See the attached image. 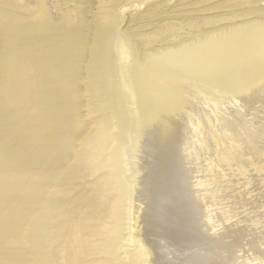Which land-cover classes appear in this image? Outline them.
Listing matches in <instances>:
<instances>
[{"label":"rangeland","instance_id":"obj_1","mask_svg":"<svg viewBox=\"0 0 264 264\" xmlns=\"http://www.w3.org/2000/svg\"><path fill=\"white\" fill-rule=\"evenodd\" d=\"M195 1L197 0H0V33L6 32L10 28L19 30L16 28L17 25L28 28L32 27V31H38L39 28L45 29L48 25L55 23L63 24L73 21L78 23L79 26L85 23L94 28H103L111 24H118L117 26L119 27H125L135 22H145L141 33L138 36L135 35L133 37L136 41V46L132 44L131 46L134 47L131 48L134 50L136 48L147 55L150 54L151 59L154 57V60H151L153 63L149 62V64L150 66L152 65L151 67L154 71L158 67L159 71L156 70L155 72L161 74V77L163 76L161 79L159 77L160 75L158 76L161 86L165 85V87H167L165 88L163 86L162 89L161 87H157V90L150 88L151 91L157 92V95H155L156 93L152 94L149 90L148 99L150 100L153 98L150 100L151 103L147 100L149 105L146 103V98H141L139 102H136L137 100H135L136 97L134 96L133 98L130 97L129 101L127 100V102H125V95L123 94V106L120 104L121 101L119 97L117 99L113 94H105L102 98L105 105L101 107L98 101L93 102L87 116L84 115L86 113L84 105L88 104V102L84 100L83 96H74L77 102L76 121L68 127L69 129L66 127L64 131V148L63 153L60 152L61 158L56 159L58 156L56 153L48 154V161H54L56 159V168L46 172L47 170L45 171V169L39 165L40 167L33 168L31 171H28L29 173L27 174H25L26 172H24V174H10L8 175V179L0 178V264H159V262H157L159 261V259L157 260V254L160 253V249L156 246V242L153 239L154 237L152 238L146 233V221L143 219V216L147 213V206H145L146 204L143 200L145 197L143 196L144 189H142V187L144 188V182L148 179V176H146L149 174L148 171L150 168L148 169V166L155 162L159 163L162 161V155L166 153V150L169 151V148L171 147L167 144L170 143L173 138H179L181 141L179 142L184 147V150L181 149L182 145L178 142L177 150H183L182 153L187 150L184 153L185 158L188 159L186 164L188 167L190 166L189 168H191V172L193 171L194 176L196 177L193 178V181L197 180L194 183L197 188V194L203 198L209 214L208 216L212 217L214 225L216 224V229L221 230L225 225H228V223L242 222L245 219L250 221V224L254 226L252 227L254 230L264 229V34L263 36L261 35V33H264V28L262 27L264 24V0H234L235 3H238V6L236 7L249 8V21L245 24H241V27H239L240 24L233 25V27H238L237 30L236 28H234V30L232 27L229 29L230 32L228 30L226 32H221V34L219 32L216 33L215 36H211L212 38L210 37V34L206 33L212 30V25L209 22L210 20H207L206 23L202 21L198 24L191 21L185 22L175 29L165 28L155 30L151 28V19L154 15L160 13L161 9L174 10L180 6ZM257 2L259 4H257ZM210 3H220L225 4L226 6L230 4L228 3V0H204L198 5L203 7ZM98 8H100V10H97ZM236 23H238V21H236ZM256 26L258 28H256ZM254 27L257 30V33L253 30ZM258 29H261L262 31ZM231 30L233 31L231 32ZM234 31L237 34L239 32V36H237L240 38L237 37L238 39L235 40L236 35ZM245 33L248 35H245ZM249 33L251 34V37H249ZM179 34H181L183 39H180L181 37L175 39ZM174 35L176 36L172 37ZM254 35H258V38L256 37V39ZM219 36L220 39H218ZM207 37L212 40H209ZM214 37L216 40L213 41ZM249 38L252 42L250 41L249 44H246V39H248L249 42ZM259 38H261V40ZM126 39V43L127 41L129 43V38L126 37ZM231 39L235 42H230ZM226 41L231 43L230 46H226L228 44ZM257 41L259 43H257ZM7 42L8 39H5L4 35L0 34V50L7 52L14 51V40H10L9 43ZM232 44L235 46L233 47ZM249 45L253 46V48ZM238 46L240 49H238ZM254 46L259 48H255ZM224 47H228L226 49L228 50L227 53L224 52ZM246 47L249 53L244 51V49L246 50ZM184 48L186 49L184 50ZM231 50L233 51L232 53ZM160 54L162 56H160ZM242 55L244 56V61L248 64V69L243 67L241 70L243 73H241V71L236 72L231 70L232 68L229 66L233 65L235 61H239L240 58H242ZM246 55L248 59H246ZM230 61L233 64L230 65ZM182 62L185 63L183 64ZM227 62H229L228 67L230 69L227 67ZM155 63L156 66L154 65ZM249 66H251V69ZM252 67L255 69L253 70ZM24 68L26 71L25 74L32 82L31 88L33 89H30L29 92L31 103L29 106L26 103H23L22 105L20 104L22 108L19 107L20 105L16 104L15 109L17 111L20 110V115L23 117L22 119H24L23 122L31 125L34 129H39V127L42 128L41 121L44 123L43 125H48L47 121H44L46 119L44 115L48 110L47 106L44 104L41 90H38V88H40L38 85V83H40V80L38 79V65L33 62V60L29 59ZM160 69L163 70L160 71ZM228 71L232 73H229ZM163 72H165V74ZM29 74L33 76L31 77ZM212 74L220 80H218L219 83L225 85L218 86L220 85L219 83L213 84L212 81H209L206 78H201L202 75L205 76ZM165 77L168 78L166 79L167 84L165 83ZM167 80H170V82ZM172 81H175L174 84H171L173 83ZM253 82H259V86L261 87L259 89H257L259 86L251 89L250 84ZM212 86L215 87V90L217 91L213 90L214 88L211 89L210 87ZM15 87L16 91L19 92L20 89L22 91V86L20 89L18 86ZM216 87L221 91L218 92ZM231 87L232 89L230 90ZM240 89H245V94L242 92L244 95L241 93L243 96L240 98V92L235 93L234 95L237 99L230 98L233 94H228L226 91H239ZM161 90H164V92ZM158 91H160V93ZM217 92L221 95L216 96ZM151 94L155 97H150ZM222 94L224 96H222ZM246 96L247 100L244 98ZM213 98L219 100V102H217V100L215 101V106V102H213L215 99ZM72 99L73 98H71V100ZM235 99L238 101L236 102ZM248 99L251 100L250 103H248ZM203 100L204 102H202ZM206 100H208V102L210 101V103L207 104L208 102ZM192 101L195 102V105ZM254 101L256 102L254 103ZM203 103H205V105H203ZM246 103H248V105ZM241 104L246 106L243 105V107H241ZM25 105L28 107H24ZM180 105L183 109L180 108ZM206 105L210 109H208ZM210 105H212V107ZM217 105L219 106V109L216 108ZM227 106H230L233 109H230V107L226 109ZM237 106L241 107L242 111L241 108H239L240 112H238L239 109ZM187 107L189 109L191 108L190 110H192L193 107V113L189 110V116L183 114V111ZM213 107H215V109ZM220 107L222 108L220 109ZM149 108L151 113L148 111ZM200 109H204L205 113L204 111L201 112ZM236 111L240 115L241 112H244L242 116L239 117V114ZM197 113L199 115L202 113L203 115L198 116ZM219 114L222 115L217 117ZM190 115H192V117ZM197 116L199 117L198 121ZM189 117L192 118L193 122L187 121V119L191 120ZM243 118L248 123L242 122L244 121ZM138 119L142 122V125L139 124L140 121ZM151 119L155 120L151 121ZM179 120L181 124L179 123ZM205 120L210 121L212 124ZM249 121H251L252 124L249 123ZM195 122H200L199 126L198 123L196 125ZM188 123L190 127L188 126ZM186 124L188 126L187 128ZM174 125L178 128L174 127ZM181 125L185 127H180ZM172 127L176 130H180L181 128L184 131L180 130L179 134L174 133L175 130ZM198 127L199 129H202L199 130L197 129ZM139 129L142 130V133ZM186 129H192V131L188 130V132ZM239 129H241V132ZM170 130L173 132L172 134ZM242 130L245 131L243 132ZM160 131L164 132V134L162 135ZM195 131H197V133ZM238 132H240V134ZM190 133L191 135H189ZM198 133H201L200 135L202 139L201 137L199 138L200 135L197 136ZM185 134H188V137ZM192 135L193 138H190ZM225 135H227V137H225ZM169 136L171 137L169 138ZM183 136L186 140L189 139L190 143L188 141L186 142ZM153 138H159L160 141ZM191 139L194 140L192 141ZM151 140L154 141L151 142ZM166 140H169V142ZM156 141L158 143H155ZM250 141H253V143L249 144L251 143ZM150 142L152 144L154 143V146H150ZM206 142H209L208 144L210 147ZM159 143L161 147L158 145ZM200 143H205L206 147L204 151L200 149L204 144L202 145ZM186 144L191 146V152L188 149L190 146H187ZM242 144L245 145L243 146ZM136 146L138 148H136ZM141 146H145L147 149L145 150L144 147ZM195 146L197 147L194 148ZM65 147H67L68 150H65ZM164 147L167 149L163 150ZM186 147L187 149H185ZM198 147H200V151L197 149ZM234 148L235 151L238 148L237 152L234 151ZM232 149L233 151H231ZM257 149L262 151V154ZM135 150H138L137 154L139 153L138 159L140 160H136ZM177 150L175 151L177 153H173V155H180V152ZM225 150L229 152V156ZM139 151H142L143 153L149 151V154L147 152L146 155L142 153V157L140 156L141 152ZM160 151L162 153H160ZM150 152H153L151 155L153 156L154 154V157H151ZM196 152H198V154ZM201 152L205 155H202ZM191 153H196L197 155H191ZM251 154L254 159L251 158ZM144 156L150 159L151 162L144 158ZM156 156L157 158L159 157V159H157ZM198 156H200V158L197 160ZM224 158H230V161L228 159L225 160ZM250 159H252V164L249 162ZM145 160L147 163L144 162L142 165L141 162ZM137 161H140L139 164L142 168V172L144 171L143 167H147V169L145 168V174L144 172L142 173L144 179L141 177L142 179H140L139 184H137L136 178H134V176L136 177L137 166H135V164H137ZM232 162L233 164H231ZM225 165L228 166L226 167ZM244 166L247 168L245 169ZM260 167L262 169H260ZM241 168H243L242 172ZM239 172L242 174L240 175ZM216 176L218 178H216ZM207 180L209 181L208 183L206 182ZM212 180L213 183L210 182ZM248 180H250V182ZM243 184L246 185L243 186ZM138 185L141 187L142 191ZM210 185H212L213 188L209 189L208 186ZM202 187H206L205 190L204 188L202 189ZM242 187H244V190ZM222 188L225 190H222ZM214 193L217 194V197H215L216 195ZM252 194L255 195L253 196ZM138 195H142L143 197L140 196L138 198ZM250 195L252 196L250 197ZM215 198L218 199L216 200ZM139 199L141 200L136 201ZM46 226L50 229V232H48L49 234L41 229V227ZM236 237L237 236H234V238ZM153 243H155V245ZM248 244L249 243L246 241L244 249L241 252L242 260L249 259V261H252L253 263H263L264 245H262L261 248L262 255L258 254L261 252H254L250 249ZM153 247H156L153 251L158 252H155L156 255L153 254ZM141 251L142 253L140 254ZM144 251H146V253ZM144 254L147 257L143 256ZM257 256L261 259H254L255 257L257 258ZM138 260H142V262L140 263Z\"/></svg>","mask_w":264,"mask_h":264},{"label":"bare ground","instance_id":"obj_2","mask_svg":"<svg viewBox=\"0 0 264 264\" xmlns=\"http://www.w3.org/2000/svg\"><path fill=\"white\" fill-rule=\"evenodd\" d=\"M203 1L204 0H197L193 3L187 4L184 6H180L174 10L173 9L172 10L161 9V12L154 15V17L151 19V21H150L151 22L150 23L151 28L155 29V30L165 29V28L166 29L167 28L168 29H173V28L175 29V28H178V26L184 24L185 22L191 21L193 23L198 24L202 21L206 23L207 20H210L209 22L212 25V30L210 32H206V33L210 34V37H211V36H215V34L219 33V32H220V34H221V32H226L227 30L230 32L229 29L232 28L233 25L240 24L239 27H241V24H245L247 21H249V8H246V7L245 8L239 7L238 8V7H236V6H238V3L236 2L237 3L236 4L234 0H228V3H230V4L227 6L225 4H220V3H218V4L210 3L209 5H204L203 7L202 6L200 7L198 4L202 3ZM257 4H259V3L257 2ZM97 10H100V8H98ZM236 21H238V23H236ZM144 23L145 22H143V21H139V22H135V23L130 24V25L125 26V27H119V26H117L118 24L116 23L117 25L111 24V25H109L107 27H103V28H94L93 26H90V25L85 24V23H83L82 25L79 26L78 23H75L73 21V22H68V23H63V24L62 23H58V24L55 23V24L46 26L47 28H45V29L39 28L38 31H32L33 30V29H31L32 27L28 28V27L17 25L16 28H18L19 30H14V28H12V29L10 28L6 32L0 33V34L4 35L5 39H8L7 43H9L10 40H14V51L7 52V51L0 50V178L1 179H6V178L8 179L9 178L8 175H10V174H21V173L24 174V172H26L25 174H27V173H29L28 171H31L33 168H37L39 165L42 168H44L45 171L47 170L46 172L56 168V166H57L56 165V159L61 158L60 152L63 153V148H64V143H63L64 141L63 140H64V136H65L64 131H65L66 127L67 128L70 127L72 125V123H74V121H76L75 119H76V113H77V110H76L77 109V106H76L77 102H76L75 97H74L75 95H77V96L79 95V97L83 96L84 100L88 102V104L84 105L85 106L84 110L86 111V113L84 115L87 116L89 113L90 106L93 102L98 101L100 103L101 107L105 105L103 103L104 100L102 99L105 94H109V93L113 94L115 96V98H117V99L119 97V99L121 101L120 104H122L124 106L123 94L125 95V102H127V100L129 101V98L130 97L133 98V96H134V97H136V99H135V100H137L136 102H139L141 100V98H146V103H148L150 100L153 99V98L150 100L148 99L149 98L148 94H149L150 88L157 90V87H161V89L163 86L165 87V85L161 86V83L159 81V77L161 79L163 76L161 77V74H158L157 72H155L156 70L159 71L158 67H157V69L155 68L156 70L154 71L153 68L151 67L152 65L150 66V64H149V62L150 63L152 62L151 60L154 57L151 59L150 54L147 55L145 53H142V51H140L136 48L134 50V49H132L134 46L133 47L131 46L132 44L133 45L136 44V41L133 39V37L135 35L138 36L141 33V31L144 27ZM257 26H256V28L259 27V26L258 27ZM262 27L264 28V24L262 25ZM234 28H236V27H233V29ZM237 28H236V30H237ZM259 28H261V27H259ZM261 29H258V30H261ZM253 30H255V33H257L256 32L257 30L255 29V27ZM232 31L233 30H231V32ZM261 31H260V33H261ZM234 33H235V31H234ZM250 33H249V37H251ZM260 33H259V35H260ZM263 34L264 33H261L262 36H263ZM222 35H223V33H222ZM235 35H236L235 40L240 38V37H238L239 32H238V34L235 33ZM245 35H248V34L245 33ZM175 36L176 35H174L172 37H175ZM220 36L218 39H220ZM257 36L254 35L255 38ZM126 37L129 38V43H128V41L126 43V40H127ZM178 37H181V34L176 36L175 39H177ZM214 38H213V41L216 40V38L215 39ZM242 38H244V37H242ZM180 39H183V38L181 37ZM205 39H206V37H205ZM232 39L230 40V42L232 41ZM259 39L261 40V38H259ZM259 39H258V41H259ZM209 40H212V39H209ZM246 40H247L246 44L247 43L249 44L251 41L250 38H249V42H248V39H246ZM246 40H244V41H246ZM244 41H243V43L245 44ZM258 41H257V43H259ZM226 42L228 43L226 46H228V45L230 46L231 43L229 41H226ZM233 42H235V41L233 40L232 43ZM260 44H261V42H260ZM234 46L235 45H233V47ZM249 46H251V45H249ZM251 47L253 48V46H251ZM254 47L259 48L256 46H254ZM227 48L224 47V49L223 48L222 49L225 50L224 52L227 53V51H228V50H226ZM185 49L186 48H184V50ZM236 49H237V47H236ZM238 49H240L239 46H238ZM253 50H257V49H253ZM253 50H252V52H253ZM233 51H234V49H233ZM233 51L231 50V53ZM244 51L249 53V51L247 50V47H246V50L244 49ZM258 51H259V49H258ZM162 52H164V51H162ZM221 52H223V51H221ZM247 53H245V54H247ZM254 53H255V51H254ZM248 55H251V54H248ZM160 56H162V55L160 54ZM226 56H227V54H226ZM241 57L242 58H240V60L238 59L239 61H235L234 64L231 63V61H230V65L233 64L231 66H229L228 65L229 62H227V67L228 66L231 67L232 68L231 70L236 71V72L241 71L243 69V67H246L248 69V64H246V62L244 61V56L242 55ZM226 58H228V57H226ZM29 59L33 60V62H35L38 65V79L40 80V83H38L40 88H38V90H41V94L43 96L44 104L47 106V110H48V112L46 110L47 113L44 115L46 117V119L44 121H47L48 125L47 126L43 125L44 123L41 121V127L42 128L39 127V129H34L31 125L27 124L26 122H23L24 119H22L23 117L20 115V113H21L20 110L17 111L15 109L16 104L22 105L23 103H26L29 106V104L31 103L30 102L31 96H30L29 92H30V89H33V88H31L32 82L27 77V75L25 74L26 71L24 68L26 63H28ZM234 59L237 60L236 58H234ZM246 59H248L247 55H246ZM226 61H228V60H226ZM246 61H248V60H246ZM249 61H251V60H249ZM218 64H220V63H218ZM154 65L156 66V63ZM154 65H153V67H154ZM229 67H228V69H230ZM250 67L251 66H249V68ZM218 68H219V65H218ZM254 69L255 68H253V70ZM162 70L163 69H160V71H162ZM160 73H162V72H160ZM163 73L165 74V72H163ZM229 73H232V72H229ZM241 73H243V71H241ZM164 74H162V75H164ZM236 74H235V76H236ZM25 75H26V77H25ZM29 75L31 76V74H29ZM233 75H234V73H233ZM254 76H256V75H254ZM199 77H201V76H199ZM214 77L215 76L212 74V75H205V76L202 75L201 78H206L207 80L212 81L213 84H215V83L218 84L220 80L216 77H215L216 78L215 79ZM257 78H258V76H257ZM166 79H168V78L165 77V83H166ZM233 79H235V78H233ZM167 81L170 82V80H167ZM174 82L171 84H174ZM219 84L220 85H218V86L225 85V84H221V83H219ZM260 84H261V82H260ZM250 85H251L250 88L254 89V88L259 86V82H253ZM15 86H18L19 89L22 86V91H21V89L19 90V92L16 91ZM260 87L261 86H259L257 89H259ZM165 88H167V87H165ZM210 88L211 89L214 88L213 90H215V87H213V86ZM240 88H241V86H240ZM26 89H27V91H26ZM217 89H218V92L221 91L219 88H217ZM231 89H232V87L230 88V90ZM251 89H249V90H251ZM230 90H226V91L228 92V94L229 93L233 94V96L231 95L232 97H230L233 99L234 98L237 99V97H235V95H234L235 93L240 92V95H241V93L244 92V94H245V89H243V90L240 89L239 91H235V90L230 91ZM167 91H168V89H167ZM215 91H217V90H215ZM150 92H152V94L156 93L155 95H157V92H153L151 90H150ZM158 92L160 93V91H158ZM162 92H164V90ZM218 92H217L216 96L219 95ZM152 94L150 95V97H155V96H152ZM243 95H241L240 98H242ZM212 96H213V93H212ZM222 96H224V95L222 94ZM222 96H221V98H222ZM228 96H230V95H228ZM228 96H227V98H228ZM247 96L244 98L246 99ZM71 98H73V99L71 100ZM205 99H206V97H205ZM208 99H209V97H208ZM210 99H211V97H210ZM213 99H215V98H213ZM147 100H148V102H147ZM216 100H217V102H219L218 99L213 100V102H215ZM206 101L208 102V100H206ZM237 101L238 100H236V102ZM239 101H241V100H239ZM248 101H249L248 103H250L251 100L248 99ZM192 102H194V101H192ZM202 102H204V100ZM255 102L256 101H254V103ZM150 103H151V101H150ZM209 103H210V101L207 104H209ZM239 103H241V102H239ZM239 103H238V105H239ZM243 103H244V101H243ZM248 103H246V104L248 105ZM157 104H158V101H157ZM193 104L195 105V102ZM217 104H219V103H217ZM21 105L19 106L20 108H22ZM27 105H25L24 107H28ZM148 105H149V103H148ZM203 105H205V103H203ZM215 105H216V102L214 103V106ZM229 105H231V104H229ZM243 105L241 107H243ZM186 106H187V104H186ZM210 106L212 107V105H210ZM217 106H216V108L219 109V106L218 107ZM244 106H246V105H244ZM157 107H158V105H157ZM161 107H163V106H161ZM196 107H198V106H196ZM206 107L208 108L207 105H206ZM229 107L227 106L226 109ZM241 107H238V109ZM165 108H167V107H165ZM180 108H181V105H180ZM213 108L215 109V107H213ZM221 108L222 107H220V109ZM181 109H183V108H181ZM190 109L187 107L183 111V114H187V116H189L188 113H189ZM208 109H210V108H208ZM218 109H216V110H218ZM230 109H233V108L230 107ZM249 109H247V110H249ZM67 110H68V113H67ZM149 110H150V108L148 109V111ZM192 110H193V107H192ZM192 110H190V112H192ZM196 110H197V108H196ZM196 110H194V111H196ZM179 111H180V109H179ZM200 111L203 112L204 109L203 110L200 109ZM206 111H209V110H206ZM227 111H229V110H227ZM241 111H242V108H241ZM244 111H246V110H244ZM238 112H240V109L238 110ZM243 112H241V115L238 113L239 117L242 116ZM192 113H190V114H192ZM204 113H205V111H204ZM221 113H223V112H221ZM234 114H235V111H234ZM192 115H190V116L192 117ZM201 115H203V114L202 113L200 115L198 114V116H201ZM221 115L219 114V116H217V117H220ZM146 116H148V115H146ZM198 116H197V121L199 118ZM191 117H189V118H191ZM204 118H205V116H204ZM152 120L154 121L155 119H151V121ZM193 120H194V118H193ZM243 120H244V118H243ZM187 121L193 122L192 118H191V120L187 119ZM199 121H200V119H199ZM205 121H207V120H205ZM207 122L210 123V121H207ZM242 122L248 123L245 120ZM179 123H180V120H179ZM189 123H188V126H189ZM197 123L195 122L196 125H197ZM199 123H198V126H199ZM249 123L252 124L251 121H249ZM139 124L142 125V122L140 121ZM210 124H212V123H210ZM176 125H174V127H177ZM182 125H184V124H182ZM182 125L180 127H183ZM223 125H224V123H223ZM188 126L186 124V128ZM243 126H245V125H243ZM222 128H223V126H222ZM141 129H143V128H141ZM141 129H139V130L142 133ZM192 129H188V130L192 131ZM194 129H195V127H194ZM197 129H199V127ZM201 129H199V130H201ZM174 130H175L174 133H178V134H179L180 130L184 131L181 128H180V130L179 129H177V130L174 129ZM239 130L241 132V129H239ZM197 131H195V132L197 133ZM240 132H238V133L240 134ZM160 133H162V135L164 134V132H161V131H160ZM172 133L173 132L171 131V134ZM181 133H183V132H181ZM196 133H195V135H196ZM236 133H237V131H236ZM138 134H139V131H138ZM200 134L198 133L197 136H199ZM141 135H143V134H141ZM189 135H191V133ZM244 135H245V133H244ZM171 136H169V138ZM176 136H179V135H176ZM238 136H240V135H238ZM174 137H175V134H174ZM200 137H201V135L199 136V138ZM225 137H227V135H225ZM141 138H142V136H141ZM190 138H193V135ZM153 139H155V138H153ZM163 139H164V137H163ZM180 139H182V138H180ZM184 139H185V137H184ZM197 139H198V137H197ZM201 139H202V137H201ZM201 139H200V141H201ZM248 139H249V137H248ZM157 140L160 141L159 138ZM153 141L151 140V142H153ZM179 141H180L179 138H176V139L173 138V140L167 144V145H169V147L170 146L171 147L169 148V151L166 150V153H164L162 155V159H161L162 161H160L159 163L155 162V163L151 164L150 166H148V169L150 168L149 169L150 172L148 171L149 174H147V172H146V174H147L146 176H148L147 177L148 179L144 182L145 183L144 188L142 187V189H144L143 190L144 195L143 194L142 195L145 197V198H143V200L145 201L144 202L146 204L145 206H147V213L146 214L144 213L145 216L142 215L144 217V218L143 217L142 218L146 221V233L149 234L148 236H151L152 238L154 237L153 239L156 242V246L159 247V249H160V253L157 254L158 258L155 257V258H157V260L159 259V261H157V262H159V264H257V263H253L252 261H249V259L248 260H242L241 252L244 249L245 242L247 241V243H249L248 245L250 246V249H252L254 252H261L258 254H262L261 248H262V245H264V229L254 230L252 228L254 226H252V224H250V221L248 219H245L242 222H233L230 224L228 223V225H225L221 230L216 229V227H215L216 224L214 225V223L212 221V217L208 216L209 214H208L207 207H206V204H205L203 198L197 194V191H196L197 188L195 187V184H194L197 180L193 181V178L195 177L194 173H193V171L191 172V170H190L191 168H189L190 166L188 167L186 164V161L188 159L185 158L184 153L187 150H185L184 153H182V151L184 150L183 149L184 147L180 143L181 141L180 142ZM185 141L189 142V139H187V140L185 139ZM234 141H235V139H234ZM143 142H145V141H143ZM167 142H169V140ZM178 142L182 145V147L178 145L179 147H181V149H183L182 151H179V149L177 150ZM256 142H257V140H256ZM126 143H127V141H126ZM155 143H158V142L156 141ZM252 143H253V141L249 144H252ZM188 144H186V145L190 146ZM200 144H202V143H200ZM203 144H202L203 146L199 145V146H201V148L198 147L197 149L199 150V148H200L202 151H204L206 146H205V143H203ZM158 145H160V143ZM164 145H166V144H164ZM256 145H259V144H256ZM137 146H136V148H138ZM150 146H154V143L153 144L151 143ZM184 146H185V144H184ZM208 146H209V144H208ZM141 147H144L145 150L147 149L145 146H141ZM160 147H161V145H160ZM196 147L197 146H195L194 148H196ZM236 147H237V145H236ZM140 148H139V150H140ZM190 148H191V146L188 148L189 151L191 150ZM66 149H67V147H65V150ZM164 149H167V148L164 147L163 150ZM185 149H187V147ZM237 149L235 151V148H234V151L237 152ZM261 149H263V148H261ZM141 150H143V149H141ZM176 150L178 152H180L179 156L177 154L173 155V153H177V152H175ZM208 150H209V148H208ZM222 150H224V149H222ZM257 150L259 151V149H257ZM120 151H121V149H120ZM135 151H136V156H135L136 160H140V159H138V155H139V153L137 154L138 150H135ZM149 151H150V149H149ZM149 151L148 152L146 151V152L149 154ZM161 151H160V153L164 152V151H162V152ZM228 151H229V149H228ZM231 151H233V149ZM139 152H141L140 156H142L143 154H145V155L147 154L146 152H144V153L142 151H139ZM194 152H195V150H194ZM259 152H261V154H262V151H259ZM50 153L51 154L56 153V155H58L54 161L53 160L52 161L47 160V158L49 157L48 154H50ZM152 153L150 152V155ZM157 153H159V152H157ZM196 153L198 154V152H196ZM196 153H194V154L191 153V155H195ZM223 153H224V151H223ZM155 154H156V151H155ZM215 154H216V151H215ZM235 154H237V153H235ZM252 154H251V158H253L252 156L254 155V154L253 155ZM122 155H123V153H122ZM202 155H205V154L202 153ZM220 155H221V153H220ZM227 155L229 156V152H227ZM140 156H139V158H140ZM206 156H205V158H206ZM235 156H233V157H235ZM259 156L262 157L261 155H259ZM151 157H154V154H153V156L151 155ZM186 157H187V155H186ZM144 158H146V157L144 156ZM144 158H142V159H144ZM156 158H157V156H156ZM199 158H200V156H198L197 160ZM146 159H148V158H146ZM153 159H155V158H153ZM157 159H159V157ZM227 159L229 160L230 158H227ZM227 159H225V160H227ZM148 160H150V159H148ZM238 160H240V159H238ZM251 160L252 159H250V161H249L250 163H251ZM262 160H263V158H262ZM45 161H47V162H45ZM189 161H188V163H189ZM203 161H204V159H203ZM133 162H135V161H133ZM139 162L140 161H137V164H135V166H137V171H136V177L134 176V178H136L137 184H139L140 179L143 178L142 173L144 172V174H145V171H146L145 168L147 169V167H145V168L143 167L144 171L142 172V170H141L142 168L140 167ZM144 162L147 163L145 160V161L141 162L142 165ZM150 162H151V160H150ZM245 163H246V161H245ZM215 164H216V162H215ZM231 164H233V162ZM148 165H149V163H148ZM242 165H243V163H242ZM206 166H207V163H206ZM261 166H262V164H261ZM226 167H224V168H226ZM254 167H256V166H254ZM246 168L247 167H245V169ZM242 169L243 168H241V172H242ZM260 169H262V168L260 167ZM135 170H136V168H135ZM222 170H224V169H222ZM228 170H231V169H228ZM256 171H258V170H256ZM229 172H231V171H229ZM236 172H237V170H236ZM260 172H262V171H260ZM241 174L242 173H240V175ZM248 175H249V173H248ZM203 177H205V176H203ZM216 178H218V177L216 176ZM213 180H216V179H213ZM213 180L210 182L213 183ZM245 180H246V178H245ZM248 181L250 182V180H248ZM206 182L208 183L209 181L207 180ZM201 183H202V181H201ZM226 183H227V181H226ZM219 185H220V183H219ZM237 185H238V183H237ZM245 185L243 184V186H245ZM210 186H208L209 189L213 188L212 185H210ZM252 186H253V184H252ZM138 187H139V185H138ZM139 188L141 189V187H139ZM203 188L205 190L206 187H202V189ZM223 188H222V190H225ZM230 188H232V187H230ZM243 188L244 187H242V189ZM142 189H141V191H142ZM226 190H227V188H226ZM228 191H229V189H228ZM239 192H241V191H239ZM218 194H219V192H218ZM142 195H140V196H142ZM201 195H202V193H201ZM204 195H205V193H204ZM215 195H216L215 197H217V194H215ZM252 195H250V197ZM140 196L138 195L137 197L139 198ZM260 196H261V194H260ZM226 198H227V196H226ZM220 199H221V197H220ZM229 199H231V198H229ZM140 200L141 199L136 200V201H140ZM222 200H223V198H222ZM140 203H142V202H140ZM241 208H242V206H241ZM211 210H212V208H211ZM221 210H222V208H221ZM145 211H146V207H145ZM218 213H220V212H218ZM249 217H250V215H249ZM49 227H51V226H49ZM41 229L43 231H46L47 234H49L48 232H50V229H48L47 226L41 227ZM144 229H145V227H144ZM234 236H237V237L234 238ZM153 244L155 245V243H153ZM155 248L154 247H153V249L151 248L152 251L155 250ZM144 252L146 253V251H144ZM153 252L152 253L155 254L156 251H153ZM141 253H142V251L140 252V254ZM156 253H158V252H156ZM150 254H151V252H150ZM143 256H146V255L144 254ZM258 257L259 256H257V258L255 257L254 259H261ZM138 261L140 263L142 262V260L141 261L138 260ZM261 264H264V262Z\"/></svg>","mask_w":264,"mask_h":264}]
</instances>
